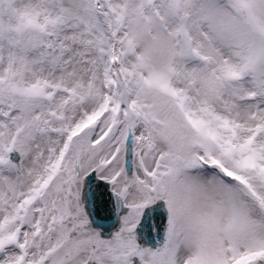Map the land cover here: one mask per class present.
<instances>
[{"label": "snow or ice", "instance_id": "1", "mask_svg": "<svg viewBox=\"0 0 264 264\" xmlns=\"http://www.w3.org/2000/svg\"><path fill=\"white\" fill-rule=\"evenodd\" d=\"M0 264H264V0H0Z\"/></svg>", "mask_w": 264, "mask_h": 264}]
</instances>
